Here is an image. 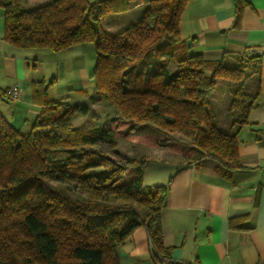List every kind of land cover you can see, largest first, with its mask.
I'll return each instance as SVG.
<instances>
[{"label":"trees","instance_id":"obj_1","mask_svg":"<svg viewBox=\"0 0 264 264\" xmlns=\"http://www.w3.org/2000/svg\"><path fill=\"white\" fill-rule=\"evenodd\" d=\"M20 1L0 0L6 43L54 53L92 44L89 78L120 118L190 139L223 178L241 167L236 135L219 128L209 99L218 80L238 86L227 112H239L231 126L245 123L257 94L240 89L255 66L189 55L178 31L189 0H149L137 22L114 35L102 23L129 10L130 0H51L28 11ZM34 96L41 112L29 133L0 114V264H121L118 250L140 226L156 264H172L160 229L167 187L143 186V160L123 185L122 171L96 151L107 145L118 154L112 130L73 128L88 107L45 99V90ZM53 128L63 136L51 135Z\"/></svg>","mask_w":264,"mask_h":264},{"label":"crops","instance_id":"obj_2","mask_svg":"<svg viewBox=\"0 0 264 264\" xmlns=\"http://www.w3.org/2000/svg\"><path fill=\"white\" fill-rule=\"evenodd\" d=\"M26 1L37 8L51 0ZM148 1L130 0L129 10L108 15L102 23L105 31L114 35L137 22ZM178 31L189 55L223 61L227 67L245 61L254 65L253 94L257 99L240 126L219 120V128L235 133L238 143L241 167L232 171L229 179L217 173L213 159L161 158L165 150L140 165L143 186L167 187L160 214L162 242L170 250L166 261L264 264V0H189ZM3 33L0 8V114L14 128L22 133L31 131L41 112L42 99L35 98L36 89L45 90L48 100L74 96L73 104L89 102L88 114L77 115L82 119L99 111L104 101L97 97L89 78L94 68V62L88 61L92 45L85 43L59 53L19 49L6 43ZM219 81L217 86L226 83ZM63 84L64 89L58 91ZM11 87L19 89L16 102L6 94ZM118 255L121 264H156L143 226L133 231Z\"/></svg>","mask_w":264,"mask_h":264},{"label":"rangeland","instance_id":"obj_3","mask_svg":"<svg viewBox=\"0 0 264 264\" xmlns=\"http://www.w3.org/2000/svg\"><path fill=\"white\" fill-rule=\"evenodd\" d=\"M18 5L20 10L23 11L35 9L30 4V1L26 0H21ZM87 45L92 44L88 43ZM95 56L93 50L88 54V61L94 62V65ZM247 67L251 68L252 64ZM253 75L252 72L248 74L240 89L241 93H244L247 97L254 95L256 77ZM219 83H223V81H219ZM64 87L65 85L63 84L58 91H61ZM237 87L236 85L223 83L217 86L215 92L212 94L213 97L210 100L211 109L215 115H219L220 122H231L235 120L236 114H239V112H235L236 114L227 112L230 107V100L234 96V91L237 90ZM226 97L227 100L225 101ZM61 98L69 104L76 102L74 96ZM88 105H90L89 102L82 104V106L87 107ZM98 110V112L89 114L85 119L76 115L72 120V127L85 131L93 128H110L112 130L113 140L116 143L115 152H118V154L113 153L112 149L107 145H102L96 151H99L106 158H109L122 171L123 185H128L131 179L135 177L136 174L134 171L137 169L136 167L139 168L142 160L159 157L164 150L166 152L161 158L165 159L179 157L184 159L189 157L198 160L199 158L205 157V154L197 149L190 139H186L178 133L165 134L151 125H136L130 120L120 118L115 109L105 101L102 102V106ZM50 134L63 136L62 132L57 128L51 129ZM81 197L85 198V195L83 194ZM99 221L101 219H97L95 222Z\"/></svg>","mask_w":264,"mask_h":264},{"label":"built area","instance_id":"obj_4","mask_svg":"<svg viewBox=\"0 0 264 264\" xmlns=\"http://www.w3.org/2000/svg\"><path fill=\"white\" fill-rule=\"evenodd\" d=\"M8 98L12 102H16L19 98V89L17 87H11L6 92Z\"/></svg>","mask_w":264,"mask_h":264}]
</instances>
